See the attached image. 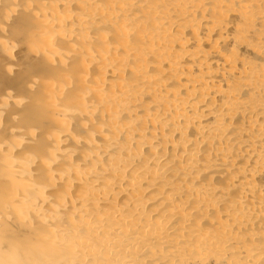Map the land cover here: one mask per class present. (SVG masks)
<instances>
[{"label": "bare ground", "instance_id": "bare-ground-1", "mask_svg": "<svg viewBox=\"0 0 264 264\" xmlns=\"http://www.w3.org/2000/svg\"><path fill=\"white\" fill-rule=\"evenodd\" d=\"M0 264H264V0H0Z\"/></svg>", "mask_w": 264, "mask_h": 264}]
</instances>
